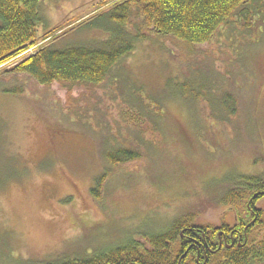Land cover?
Instances as JSON below:
<instances>
[{"label": "rangeland", "instance_id": "obj_1", "mask_svg": "<svg viewBox=\"0 0 264 264\" xmlns=\"http://www.w3.org/2000/svg\"><path fill=\"white\" fill-rule=\"evenodd\" d=\"M119 1L45 0L40 36L57 32L59 47L104 40L101 31L72 28ZM253 42L244 33L218 34L195 49L148 39L119 64L118 80L99 86L41 87L7 73L32 50L1 66L0 264L84 257L187 213L201 224L233 223L236 208L220 202L234 186L230 179L264 173V41ZM208 70L230 73L222 85L237 97V113L215 120L202 101L192 107L193 123V111L163 91L172 78L198 81ZM135 88L162 101L159 129L149 120L124 121ZM106 141L136 145L141 156L111 168L98 198L91 190L106 168ZM257 206L264 209V200Z\"/></svg>", "mask_w": 264, "mask_h": 264}, {"label": "trees", "instance_id": "obj_2", "mask_svg": "<svg viewBox=\"0 0 264 264\" xmlns=\"http://www.w3.org/2000/svg\"><path fill=\"white\" fill-rule=\"evenodd\" d=\"M44 1L0 0V67L28 51H35L7 73L28 77L41 87L99 86L111 76L118 80L119 64L134 53L138 43L148 39L171 38L193 49L224 33L251 34L254 44L264 41V0H121L72 28L101 31L106 35L104 40L59 47L54 40L61 35L53 38L57 32L44 36L39 33L40 27H46ZM40 37L48 41L40 44ZM204 73L198 81L192 76L181 82L170 79L163 91L164 98L183 101L193 111V123L198 120L192 107L202 101L208 104L215 120L227 121L237 113V97L222 85L229 81L230 73L213 70ZM13 92L19 94L22 90ZM133 93L128 100L130 112L124 114V121L139 126L149 120L159 129L165 114L160 98L146 97L143 90L136 88ZM136 147L110 141L102 144L106 168L94 179L91 191L95 197L100 198L111 168L140 159L141 152ZM230 180L234 186L220 202L236 208L233 223L201 224L196 222L194 214L187 213L174 219L167 228L138 233L140 239L128 237L126 243L102 247L84 257L39 264H260L264 262V223L254 219L260 208L257 205L264 200V173ZM261 213L264 218V209ZM222 231L226 235L234 232V245L220 242ZM190 236L195 241L189 250Z\"/></svg>", "mask_w": 264, "mask_h": 264}, {"label": "flooded vegetation", "instance_id": "obj_3", "mask_svg": "<svg viewBox=\"0 0 264 264\" xmlns=\"http://www.w3.org/2000/svg\"><path fill=\"white\" fill-rule=\"evenodd\" d=\"M262 209L263 208H258V212H255V219H254V221L259 220L260 221V224L264 223V218L262 217L263 214L261 213V210ZM188 238H189L188 241L191 242V245L189 247V250H190L192 248V246H193L192 245V242L195 241V238H192L191 236L188 237ZM219 239H220V242L223 241V242L228 243V241H229L230 243H232V245L235 244L234 232L233 233H230L229 235H226L225 233H223V231L222 232H219ZM240 241H241V238H240ZM260 264H264V262H262Z\"/></svg>", "mask_w": 264, "mask_h": 264}]
</instances>
